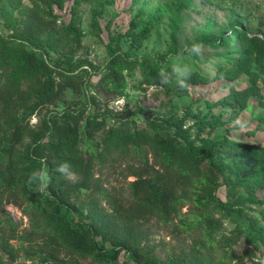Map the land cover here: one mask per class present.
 <instances>
[{"label":"trees","instance_id":"16d2710c","mask_svg":"<svg viewBox=\"0 0 264 264\" xmlns=\"http://www.w3.org/2000/svg\"><path fill=\"white\" fill-rule=\"evenodd\" d=\"M21 1L5 2L14 9ZM24 11L21 35L7 38L0 33V264H10L19 257L58 260L59 251L69 257L67 264H79L78 259L87 264H112L121 252L128 255L131 264H186L184 258L170 256L162 261L144 253L139 247V222L154 216L169 222L178 204L190 196L198 212L186 225L199 226L208 245L214 240L216 222L209 208L221 209L224 205L216 193L228 181L227 172L238 178L247 193L264 189V143L239 140L224 130L211 135L223 126L221 113L201 119L199 128L207 137L200 138V142L185 135L181 121H159L150 123L149 128H139L132 126L131 117H126L118 120L117 126L106 127L100 114L85 115L86 102L78 105L79 99L65 97L70 89L76 98L95 102L86 92L93 75L90 69L73 72L82 65L93 67L87 59L74 60L80 29L72 23L62 24L64 35L58 39L65 38L63 44L69 47L60 48L61 56H52L50 48L57 47L58 39L48 45L41 37L48 34L49 38L57 32L53 21L45 19L50 13L41 12L37 4ZM149 25L131 33L132 42L140 44L148 35ZM232 35L240 46L238 56L219 76L240 72L250 76L248 86L230 88L225 98L224 102L232 101L228 115L235 117L252 96L262 95L258 79L264 80V37L239 29ZM170 50L172 54L177 52L175 47ZM117 52L110 50L99 82L122 92L126 85L124 72L130 68L131 59ZM143 57L150 58L148 54ZM176 59L181 61L182 57ZM160 64L161 71L173 70L166 59ZM175 73L182 74L177 70ZM152 77L157 80L155 74ZM200 77L197 73L193 80ZM260 104L264 106V100ZM48 105L60 109H49L37 126H31V116ZM257 126L264 131V115L258 118ZM100 130V141L89 144L91 151L80 146L84 138L91 139ZM120 155L137 156L141 162L131 171L135 178L128 184L127 203L108 194L94 179L95 157L104 163ZM218 155L224 157L222 163ZM61 166L78 179H68ZM82 190L97 192L101 197L80 200ZM100 199L106 200L109 210L100 206ZM6 203L22 207L29 218L28 228L19 229L18 222L5 211ZM247 222L250 235L259 236L261 229L256 233L252 230L254 224ZM14 239L35 242L37 247H15L11 242Z\"/></svg>","mask_w":264,"mask_h":264},{"label":"rangeland","instance_id":"374dc122","mask_svg":"<svg viewBox=\"0 0 264 264\" xmlns=\"http://www.w3.org/2000/svg\"><path fill=\"white\" fill-rule=\"evenodd\" d=\"M5 1L0 0V33L7 38L21 35L26 17L24 10L36 4L41 12L50 13L45 14V19L53 21L57 28L49 38L48 34L41 36L46 44L64 35L62 24L72 23L80 29V44L73 50L74 60L87 59L93 67L82 65L73 72L78 73L80 68L90 69L93 75L86 92L95 102L90 103L91 99L87 101L82 96L76 98L70 89L66 90L65 97L79 99L76 100L80 101L78 105L86 102L85 115L87 112L100 114L106 127L117 126L118 120L126 117H131L132 126L139 128H149L153 122L181 121L185 135L200 142V138L207 137L199 128L201 119L221 113L223 126L211 135L224 130L239 140L264 143V131L257 126L258 118L264 115V106L260 104L264 100V80L258 79L260 98L252 96L246 107L231 117L228 114L232 101L224 102L225 98L230 88L240 90L248 86L250 76L245 72L219 76L238 56L240 46L232 35L234 30L264 37V0H22L14 9ZM146 25H149L147 37L140 44L132 42L131 33ZM63 40L66 39H58V48H50L52 56H61L60 48L68 50ZM171 47L177 52L172 54ZM112 49L131 59L130 68L124 72L126 85L122 92L99 82ZM145 54L150 58L144 59ZM177 56L182 60L177 61ZM163 59L171 62L173 70L161 71ZM175 70L182 74H176ZM197 73L202 77L194 81ZM57 108L55 105L43 107L31 116L29 124L37 126L45 112ZM102 134L100 130L91 139L84 138L80 146L91 151L93 147L89 144L100 141ZM148 157L152 162L150 154ZM217 158L219 163L223 162V156ZM94 165L95 181L108 194L127 203L128 184L135 178L131 171L141 166L139 158L120 155L100 163L95 157ZM64 172L68 179H78L67 169ZM227 173H230L228 181L216 193L224 205L221 209L209 208L216 218L212 232L214 240L205 244L200 227L186 225L198 212L188 196L178 204V211L171 214L169 222L156 216L139 222L140 249L162 261L170 256L184 258L186 264H264V189L256 194L247 193L238 178ZM94 196L101 197L97 192L82 190L79 198L87 201ZM99 204L110 209L105 199H100ZM4 209L18 222L20 230L29 227V218L17 203H6ZM247 219L254 224L253 231L257 233L261 229L259 236L250 235ZM11 242L15 247H37L35 242L25 240ZM56 255L58 260L29 261L19 257L10 264H67L69 261L63 251ZM77 262L87 264L86 260L78 259ZM112 264L131 262L128 255L121 252Z\"/></svg>","mask_w":264,"mask_h":264},{"label":"clouds","instance_id":"9594fccd","mask_svg":"<svg viewBox=\"0 0 264 264\" xmlns=\"http://www.w3.org/2000/svg\"><path fill=\"white\" fill-rule=\"evenodd\" d=\"M60 170L63 171L64 170V166H61Z\"/></svg>","mask_w":264,"mask_h":264}]
</instances>
